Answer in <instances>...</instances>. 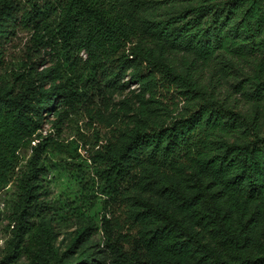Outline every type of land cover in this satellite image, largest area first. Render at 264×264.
Listing matches in <instances>:
<instances>
[{
  "label": "trees",
  "instance_id": "16d2710c",
  "mask_svg": "<svg viewBox=\"0 0 264 264\" xmlns=\"http://www.w3.org/2000/svg\"><path fill=\"white\" fill-rule=\"evenodd\" d=\"M18 29L27 51L5 71L1 44ZM228 66L249 112L220 97ZM76 115L85 157L42 135ZM55 154L74 199L44 188ZM9 186L0 264H264V0H0Z\"/></svg>",
  "mask_w": 264,
  "mask_h": 264
},
{
  "label": "rangeland",
  "instance_id": "374dc122",
  "mask_svg": "<svg viewBox=\"0 0 264 264\" xmlns=\"http://www.w3.org/2000/svg\"><path fill=\"white\" fill-rule=\"evenodd\" d=\"M20 6H24V0H17ZM30 35L18 29L15 35L10 36L8 40L3 41L1 50L3 53V66L5 71H10L15 68L19 61L24 59L25 53L27 51V43ZM217 65L220 67L222 63L220 60L217 61ZM218 70L214 66L213 72ZM225 71L228 72L225 79L221 82L219 90L221 93V99L228 102L230 105H235L236 109L240 112L246 113L249 112V105L247 102L234 90L228 88L231 84H234L240 77L239 72L233 67H227ZM4 71H2L3 73ZM206 82H208L209 71L205 70L203 74ZM226 89H229V95H226ZM121 98L115 97L114 102H118ZM53 120V119H50ZM86 119L81 115L72 116L63 123L60 129V133L54 131L50 123H43L42 135H50L52 138L58 140L61 144L67 145L72 141H76L79 148L78 153L82 156H86V150L92 142V134L85 128ZM27 154H22V159L19 168L24 169L26 160L28 159ZM66 159V156L63 154H55L48 166V175L43 179L44 188H46L50 193V200L54 202L65 201L74 199L78 194L80 187L76 184V181L72 178L71 171L68 167L63 165V161ZM15 200L14 188L9 186L6 190L0 192V258L3 254V249L5 242L8 239L9 235L7 234V225L9 221V215L11 212V206ZM96 200V199H95ZM98 201V198H97ZM99 212V208H95L90 215L95 219L96 213ZM69 216V215H68ZM71 221H64L59 224V229L61 232H71L74 230V226ZM67 223V225H65ZM101 235L96 233L93 236V240L96 242L100 241ZM62 237H60L61 239Z\"/></svg>",
  "mask_w": 264,
  "mask_h": 264
}]
</instances>
